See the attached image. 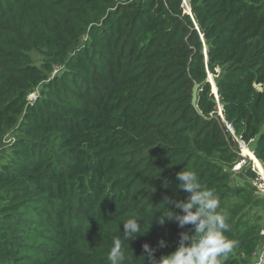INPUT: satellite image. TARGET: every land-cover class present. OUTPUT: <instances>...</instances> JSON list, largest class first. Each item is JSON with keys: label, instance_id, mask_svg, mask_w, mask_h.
Returning <instances> with one entry per match:
<instances>
[{"label": "trees", "instance_id": "1", "mask_svg": "<svg viewBox=\"0 0 264 264\" xmlns=\"http://www.w3.org/2000/svg\"><path fill=\"white\" fill-rule=\"evenodd\" d=\"M236 139L264 176V0H0V264L174 252L191 225L156 219L189 169L228 214L226 264H252L264 198Z\"/></svg>", "mask_w": 264, "mask_h": 264}, {"label": "clouds", "instance_id": "2", "mask_svg": "<svg viewBox=\"0 0 264 264\" xmlns=\"http://www.w3.org/2000/svg\"><path fill=\"white\" fill-rule=\"evenodd\" d=\"M177 179L180 181L178 189L189 195L183 200H173L166 196L163 202L169 211L161 214L156 223L163 226L166 222H175L180 229L187 225L191 227L179 233L176 250L159 259L155 258L154 253L157 248L167 246L164 238L158 241L156 248L148 243L143 244V253L147 257L145 261L144 255L141 256L144 264H226L229 254L236 247V241L225 235L229 230L228 214L218 211V196L213 189L201 185L194 170L177 173ZM122 225L125 242L135 240L141 231V222L137 217L128 218ZM107 258L110 264H123L126 257L120 239L113 241ZM261 262L264 264V253L261 254Z\"/></svg>", "mask_w": 264, "mask_h": 264}, {"label": "built area", "instance_id": "3", "mask_svg": "<svg viewBox=\"0 0 264 264\" xmlns=\"http://www.w3.org/2000/svg\"><path fill=\"white\" fill-rule=\"evenodd\" d=\"M227 128L231 132V134L234 135L233 128L230 125H227ZM236 140H238V139H236ZM237 144H238V147H239V151L242 152L243 158H241V160L234 166L233 172H235V173L241 172L243 170V168L248 165V162L251 163V166L254 163L251 158H249V157H247V156H245L243 154V151H244L245 148H247L249 151H251L253 153L252 149L244 141H242L241 139L238 140ZM253 155H254V153H253ZM252 169H253V167H252ZM259 177H260V180H259ZM255 185L257 186V189H258L260 195L264 198V176L261 173H260V176L258 174V179L255 182ZM260 235H261V245H260L258 251L255 254V259L252 262V264H262V262H261V254L264 253V227L262 228Z\"/></svg>", "mask_w": 264, "mask_h": 264}, {"label": "rangeland", "instance_id": "4", "mask_svg": "<svg viewBox=\"0 0 264 264\" xmlns=\"http://www.w3.org/2000/svg\"><path fill=\"white\" fill-rule=\"evenodd\" d=\"M188 12H189V11H188ZM58 71H59V69L55 71V74H56ZM208 80L210 81V83H211V85H212V92H214V91L216 90V83H215L216 78H215L213 75L209 74V76H208ZM36 96H37V94L32 95V96L30 97V100H35ZM219 113H220V114L222 113V107H221L220 105H219ZM232 135H233V134H232ZM233 136H234V135H233ZM238 140H240V139H238ZM238 140H236L237 143H238ZM243 154H244V152H243ZM240 155H241V158H243V155H242V152H241V151H240ZM245 156H246V155H245ZM247 157L251 158L250 156H247ZM252 161H253V160H252ZM253 162H254V161H253ZM252 167H253V170L255 169V170L257 171V173L259 174V176H260V172H258V170L256 169V165H255V163H253ZM259 180H260V177H259ZM257 212H260V214H263V211H262L261 209H259ZM262 216H264V215H262ZM263 227H264V226H263Z\"/></svg>", "mask_w": 264, "mask_h": 264}, {"label": "water", "instance_id": "5", "mask_svg": "<svg viewBox=\"0 0 264 264\" xmlns=\"http://www.w3.org/2000/svg\"><path fill=\"white\" fill-rule=\"evenodd\" d=\"M189 14H191V13H189ZM199 88H200V85H199V84H196V85L194 86V88H193V94H192V96H193V98H192V106L194 107V109L196 110V112H197L200 116H202V113L200 112V110H199V108H198V104H197ZM212 95L218 98V91H217V88H216V90H215L214 92H212ZM219 115H220L221 117L223 116L222 113H221V114L219 113ZM216 118H218V117H216ZM223 121H224V120H223Z\"/></svg>", "mask_w": 264, "mask_h": 264}, {"label": "bare ground", "instance_id": "6", "mask_svg": "<svg viewBox=\"0 0 264 264\" xmlns=\"http://www.w3.org/2000/svg\"><path fill=\"white\" fill-rule=\"evenodd\" d=\"M243 152H244V155H246V156H250L251 159H252L253 161L255 160L254 155H253L252 152L249 151L247 148H245Z\"/></svg>", "mask_w": 264, "mask_h": 264}, {"label": "crops", "instance_id": "7", "mask_svg": "<svg viewBox=\"0 0 264 264\" xmlns=\"http://www.w3.org/2000/svg\"><path fill=\"white\" fill-rule=\"evenodd\" d=\"M259 162V161H258ZM260 163V162H259ZM262 166V165H261ZM264 169V168H263ZM253 262V261H252Z\"/></svg>", "mask_w": 264, "mask_h": 264}]
</instances>
